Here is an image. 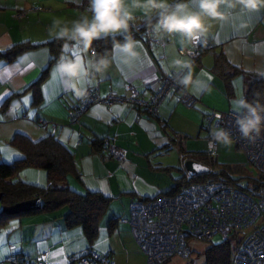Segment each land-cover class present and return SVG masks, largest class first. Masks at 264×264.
<instances>
[{
  "label": "crops",
  "instance_id": "obj_1",
  "mask_svg": "<svg viewBox=\"0 0 264 264\" xmlns=\"http://www.w3.org/2000/svg\"><path fill=\"white\" fill-rule=\"evenodd\" d=\"M176 2L182 0H169L170 4ZM186 2L198 10L199 0ZM87 7L88 0H0V51L21 41L39 43L10 57L0 54V162L8 164L22 156L11 141L14 137L36 140L51 133L72 154L75 172L66 174L65 184L76 192L99 191L108 196L90 241L79 225L65 224V204L10 216L0 225V260L12 254L32 259L45 252L48 264H70L68 257L87 249L107 255L111 264H145L144 253L129 228L128 204L172 184L173 176L169 181L160 175L167 154L162 148L188 149L195 137L204 139L208 129L203 114L232 109V100L242 97L262 78L257 72H264V9L248 12L224 8L227 19H206L208 31L197 42L210 44L194 58L177 51L191 45H182L178 34H155L152 30L151 38L156 41L146 43L134 37L139 42L140 57L129 68L113 59V44L97 54L93 46L85 50L67 39H57L52 50L50 42H44L56 38L58 29L52 27L53 21L70 27L82 15L90 16ZM145 19L154 24V16L148 18L136 11L131 25ZM101 55L111 60V66L101 73L90 71L80 81L81 88L94 85L99 93L110 89L126 94L130 84L147 98L161 74L176 73L172 67L175 59L189 61L194 79L199 77L206 86L195 91L186 88L194 97L190 105L178 100L176 90H170L157 104L155 115L126 104H93L70 120L68 113L77 96L67 88L66 77L56 71L57 64L80 59L87 66ZM101 136L123 151L121 160L94 147L92 139ZM13 179L50 185L45 169L35 166L18 168ZM180 256L172 255L164 264H173Z\"/></svg>",
  "mask_w": 264,
  "mask_h": 264
},
{
  "label": "built area",
  "instance_id": "obj_2",
  "mask_svg": "<svg viewBox=\"0 0 264 264\" xmlns=\"http://www.w3.org/2000/svg\"><path fill=\"white\" fill-rule=\"evenodd\" d=\"M140 27L135 31L130 27L133 37L145 43L156 41L151 38L152 23H143ZM209 44L206 42L203 46L208 48ZM201 47L202 44L196 42L188 47H179L177 51L194 58L201 52ZM84 89L86 95L77 97L75 107L68 113L70 120H75L78 114L93 104H126L155 115L157 104L170 90H176L178 100L186 105L194 101L187 89L177 83L176 73L161 74L147 98L141 97L130 84L126 85V94L110 89L99 93L94 85ZM44 122L40 119L41 124ZM203 122L208 129L206 153L212 154L216 147V144L209 147L210 130L222 127L231 133L233 144L242 151L245 159L264 175V133L254 142L242 138L234 125L232 109L209 110L203 114ZM54 126L52 124L51 130ZM108 140L105 136L102 138L101 150L109 157L121 160L123 151ZM128 209L129 228L144 253L145 264H164L175 254L186 256L190 254L186 243L189 236L207 238L212 234H218L220 240L226 237L233 239L228 264H264V196H258L252 188L244 189L223 180L190 182L174 194L132 199ZM68 260L70 264H111L107 255L87 249L68 257ZM3 261L9 264H48L45 252L37 253L32 259L18 254L7 255L0 260V264Z\"/></svg>",
  "mask_w": 264,
  "mask_h": 264
},
{
  "label": "clouds",
  "instance_id": "obj_3",
  "mask_svg": "<svg viewBox=\"0 0 264 264\" xmlns=\"http://www.w3.org/2000/svg\"><path fill=\"white\" fill-rule=\"evenodd\" d=\"M248 12H258L264 9V0H199L198 10H193L186 0L170 4L169 0H88L87 12L73 20L71 26L61 24L60 20L53 21L52 27L57 39H67L82 45L85 50L92 46L95 39L101 37L123 35V42L113 40V59L133 67L140 57L139 42L134 39L130 26L135 19V12L140 11L145 17H155L153 32L155 34H178L180 43L195 44L207 31L206 19H227L222 9ZM244 25L242 24L241 27ZM111 66V60L101 55L94 61L62 60L57 64L56 71L66 77V86L77 97L86 95V89L80 87V81L89 76L90 71L101 73ZM172 67L176 70L177 83L184 88L202 90L206 82L199 77H193L190 62L175 59ZM264 77V72H257ZM210 80L211 77H208ZM234 113V125L241 137L254 142L264 133V105L258 101L248 102L238 97L231 102ZM209 147L214 144L230 146L233 143L231 133L222 128L214 127L210 130Z\"/></svg>",
  "mask_w": 264,
  "mask_h": 264
},
{
  "label": "trees",
  "instance_id": "obj_4",
  "mask_svg": "<svg viewBox=\"0 0 264 264\" xmlns=\"http://www.w3.org/2000/svg\"><path fill=\"white\" fill-rule=\"evenodd\" d=\"M150 22V19H145L138 22L137 25H131L130 27L135 31V28L142 26L143 23L147 24ZM114 39L121 41L123 40V35L117 34L115 37L108 36L95 39L92 42V46L97 54L104 53L109 50ZM44 42H47V44L50 42V50H52L56 46L57 38ZM36 44L39 43L25 41L13 43L4 51H0V54L2 53L10 57ZM203 45L201 50L206 48ZM259 80L250 89L245 90L242 97L250 103L258 101L261 105H264V78L262 77ZM261 95L262 97L260 98ZM76 103L77 100L70 109H73ZM103 137L92 139V144L100 152L103 151H101V140ZM11 141L15 142L14 144L21 149L23 154L11 163L4 164L0 162V225L13 215L54 209L65 204L67 207V211L63 215L65 224L68 226L79 225L83 234L90 241L96 233L98 218L106 209L108 196L99 191L76 192L65 184L66 174L68 172H75L72 154L53 134L44 135L36 140L19 135L11 139ZM22 166H35L45 169L50 179V185L48 184L43 187L13 179V173ZM203 176L208 178L206 180L199 178ZM209 180H223L239 185L244 189L252 188L256 190L258 196H264V176L258 171L256 176L243 183L230 180L229 177L223 174V171H205L194 175L184 174L181 180L175 182L167 190L158 191L151 197L166 194L164 192L174 194L187 183ZM33 196L39 197L40 206L38 208L18 211L13 214H8L1 210L3 206L11 205L19 200ZM146 198L149 197H142L140 199ZM232 243L233 239L226 237L223 240L210 243L206 246L203 251L204 264H228Z\"/></svg>",
  "mask_w": 264,
  "mask_h": 264
},
{
  "label": "rangeland",
  "instance_id": "obj_5",
  "mask_svg": "<svg viewBox=\"0 0 264 264\" xmlns=\"http://www.w3.org/2000/svg\"><path fill=\"white\" fill-rule=\"evenodd\" d=\"M261 97L262 95L260 98ZM187 146L188 149H185V147L176 149L172 146H165L162 148V153L166 152L167 154L163 159V163H161L162 166L159 168L160 171H162L160 172V175L165 180H172V184L170 186L184 177L186 171L183 167V161L185 159L199 161L207 166V171L210 172L223 171V174L229 177L230 180L237 181L239 183L246 182L250 180V178L256 176L257 169L245 159L242 151L233 143L227 147L216 144L214 152L212 154H207L204 150V139L199 135L198 137H195ZM170 176H173V178ZM199 178L206 180L208 177L203 176ZM165 188L166 189L162 191L167 190L169 187L167 188L166 186ZM164 193L167 194L168 192ZM219 240L220 236L218 234H212L207 238L189 236L186 243L190 247V254L176 258L173 264H204L203 251L205 247L210 243L217 242Z\"/></svg>",
  "mask_w": 264,
  "mask_h": 264
},
{
  "label": "water",
  "instance_id": "obj_6",
  "mask_svg": "<svg viewBox=\"0 0 264 264\" xmlns=\"http://www.w3.org/2000/svg\"><path fill=\"white\" fill-rule=\"evenodd\" d=\"M183 167L187 172V175H194L208 170L207 166L193 159H185L183 161ZM0 197H1V193H0ZM39 206H40L39 197L33 196L19 200L11 205L3 206L1 207V210L4 211L5 213L13 214L18 211L35 209L38 208Z\"/></svg>",
  "mask_w": 264,
  "mask_h": 264
}]
</instances>
